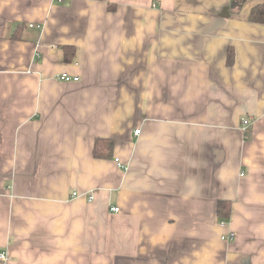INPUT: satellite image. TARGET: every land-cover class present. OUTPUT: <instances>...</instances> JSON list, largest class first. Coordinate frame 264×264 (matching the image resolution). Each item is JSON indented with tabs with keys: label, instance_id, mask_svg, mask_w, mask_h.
<instances>
[{
	"label": "crops",
	"instance_id": "crops-1",
	"mask_svg": "<svg viewBox=\"0 0 264 264\" xmlns=\"http://www.w3.org/2000/svg\"><path fill=\"white\" fill-rule=\"evenodd\" d=\"M109 1L0 0V264H264V0Z\"/></svg>",
	"mask_w": 264,
	"mask_h": 264
},
{
	"label": "trees",
	"instance_id": "trees-1",
	"mask_svg": "<svg viewBox=\"0 0 264 264\" xmlns=\"http://www.w3.org/2000/svg\"><path fill=\"white\" fill-rule=\"evenodd\" d=\"M99 1H103L107 3L108 9L111 12H114L117 8V5L114 3H111L109 0H99ZM249 21L252 23H256V24H263L264 25V2L254 5L249 13ZM69 47H64V50L67 52H65V60L67 62H70L73 58V54H74V50L72 49V54L70 56H68V51H69ZM234 62V52L232 49L228 50V57H227V65L231 66ZM109 141L108 140H98L97 143V148H96V154L98 155V151H100L102 149V147H104V149L106 147H108L109 145ZM218 214L220 217L223 218H227L230 216V204L228 203H223L220 202L218 205Z\"/></svg>",
	"mask_w": 264,
	"mask_h": 264
},
{
	"label": "built area",
	"instance_id": "built-area-1",
	"mask_svg": "<svg viewBox=\"0 0 264 264\" xmlns=\"http://www.w3.org/2000/svg\"><path fill=\"white\" fill-rule=\"evenodd\" d=\"M30 26L33 27L34 25L32 24ZM59 79L64 80V81H78L79 78L78 77H74V76L72 77V76H70L67 73H63V74H61L59 76ZM243 124L245 125L244 127H246L249 124V120L245 119ZM139 132H140V130H136L135 131L136 134H139ZM116 162L118 163V165H121L122 164L119 159H116ZM76 195H77V193H74V196H76ZM92 198L93 197H91V199ZM114 210H115V212H119V208H115ZM221 223H222V225H225L226 224V222H224V221L221 222ZM225 236H227V238L229 240H233V239H235L236 234H235V232L230 231L227 235H224L222 238L223 239L226 238ZM0 260L3 263H5L8 260V253L7 252H4V251H0Z\"/></svg>",
	"mask_w": 264,
	"mask_h": 264
},
{
	"label": "rangeland",
	"instance_id": "rangeland-1",
	"mask_svg": "<svg viewBox=\"0 0 264 264\" xmlns=\"http://www.w3.org/2000/svg\"><path fill=\"white\" fill-rule=\"evenodd\" d=\"M221 225H222V223H221Z\"/></svg>",
	"mask_w": 264,
	"mask_h": 264
}]
</instances>
